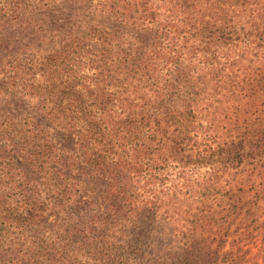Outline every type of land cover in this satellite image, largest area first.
I'll use <instances>...</instances> for the list:
<instances>
[{
	"label": "trees",
	"instance_id": "16d2710c",
	"mask_svg": "<svg viewBox=\"0 0 264 264\" xmlns=\"http://www.w3.org/2000/svg\"><path fill=\"white\" fill-rule=\"evenodd\" d=\"M263 208L264 0H0V264H264Z\"/></svg>",
	"mask_w": 264,
	"mask_h": 264
},
{
	"label": "rangeland",
	"instance_id": "374dc122",
	"mask_svg": "<svg viewBox=\"0 0 264 264\" xmlns=\"http://www.w3.org/2000/svg\"><path fill=\"white\" fill-rule=\"evenodd\" d=\"M40 48H42L44 51L47 49L46 47L42 46V45H39ZM39 48V49H40ZM260 219H259V222H258V228L257 230L255 231V235L256 236H259V240H262L264 238V208L260 211ZM250 242L251 241H248L246 242V245L249 244L250 245ZM255 250V249H254ZM253 250V252H254Z\"/></svg>",
	"mask_w": 264,
	"mask_h": 264
}]
</instances>
